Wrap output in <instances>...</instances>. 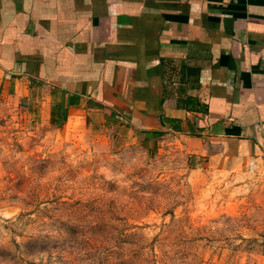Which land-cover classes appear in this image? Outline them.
<instances>
[{"label":"crops","instance_id":"0c3cea01","mask_svg":"<svg viewBox=\"0 0 264 264\" xmlns=\"http://www.w3.org/2000/svg\"><path fill=\"white\" fill-rule=\"evenodd\" d=\"M0 90L98 136L175 134L264 166V0H0Z\"/></svg>","mask_w":264,"mask_h":264},{"label":"rangeland","instance_id":"374dc122","mask_svg":"<svg viewBox=\"0 0 264 264\" xmlns=\"http://www.w3.org/2000/svg\"><path fill=\"white\" fill-rule=\"evenodd\" d=\"M31 111L0 90V264H264V166Z\"/></svg>","mask_w":264,"mask_h":264}]
</instances>
